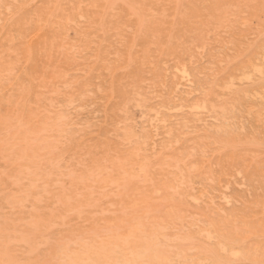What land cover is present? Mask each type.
I'll return each mask as SVG.
<instances>
[{"label":"rangeland","instance_id":"rangeland-1","mask_svg":"<svg viewBox=\"0 0 264 264\" xmlns=\"http://www.w3.org/2000/svg\"><path fill=\"white\" fill-rule=\"evenodd\" d=\"M0 240L264 264V0H0Z\"/></svg>","mask_w":264,"mask_h":264},{"label":"bare ground","instance_id":"bare-ground-1","mask_svg":"<svg viewBox=\"0 0 264 264\" xmlns=\"http://www.w3.org/2000/svg\"><path fill=\"white\" fill-rule=\"evenodd\" d=\"M258 37H259V36H258ZM183 68H184V67H182V69H183ZM174 70H175V69H174ZM176 71H177V70H176ZM182 71H184V69L181 70V72H182ZM182 73H184V72H182ZM185 75L188 76L187 74H185ZM186 78H187V77H186ZM194 107H195V106H194ZM197 108H198V107L195 108V111H197ZM176 169H177V168H176ZM192 192H193V191H192ZM154 193H155V192H154ZM37 197H38V196H37ZM222 198H223V196H222ZM192 202H193V201H192ZM180 208H181V207H180ZM142 229H143V228H142ZM0 241H1V240H0ZM109 246H110V245H109ZM231 255H233V252H232ZM235 255H236V254H235Z\"/></svg>","mask_w":264,"mask_h":264}]
</instances>
